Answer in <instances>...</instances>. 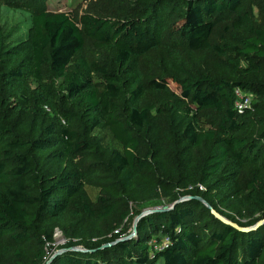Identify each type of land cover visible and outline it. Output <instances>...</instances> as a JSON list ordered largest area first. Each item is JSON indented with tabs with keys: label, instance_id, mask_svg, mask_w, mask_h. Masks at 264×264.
I'll use <instances>...</instances> for the list:
<instances>
[{
	"label": "trees",
	"instance_id": "obj_1",
	"mask_svg": "<svg viewBox=\"0 0 264 264\" xmlns=\"http://www.w3.org/2000/svg\"><path fill=\"white\" fill-rule=\"evenodd\" d=\"M142 3L129 19L33 15L26 57L39 84H21L28 101L13 111L0 100V264H44L57 229L67 241L50 264H264V0ZM217 16L229 24L214 39ZM88 44L110 47L112 61L76 68ZM160 50L159 77L127 75ZM22 55L3 65L2 85L24 77ZM237 89L251 106L238 109ZM162 91L181 103H146ZM204 111L212 128L194 119ZM103 124L121 150L94 134ZM162 198L174 206L130 231L141 206ZM164 235L169 244L151 252Z\"/></svg>",
	"mask_w": 264,
	"mask_h": 264
},
{
	"label": "rangeland",
	"instance_id": "obj_2",
	"mask_svg": "<svg viewBox=\"0 0 264 264\" xmlns=\"http://www.w3.org/2000/svg\"><path fill=\"white\" fill-rule=\"evenodd\" d=\"M143 7L142 0H0V72L3 71L2 67L4 64L12 61L16 52H21L23 54L20 68L26 72L21 80H13L11 86H4L0 81L1 102L4 105L6 104L11 108V111H13L18 108L19 105L26 104L28 101L25 97V93L21 89V84L26 83L30 85L32 89H35L39 84L31 72L29 60H27L26 57L27 46L33 26V15L35 13L44 10L48 12L66 11L75 16L88 12L113 19H129L138 16ZM215 22L217 25V31L214 35V39H217L223 32L224 27L229 24V19L225 16H217ZM166 44L176 47L179 46L177 42H175L174 36L167 37ZM163 54H165V52L160 50L152 52L151 55L145 59L141 57L134 59L131 61L127 75L131 77L133 71L140 69L148 74L154 75L155 77H159L163 72ZM82 58H100L102 62H111L113 58V50L110 47L97 49L93 47L92 44H88L80 57L76 59V65L74 64L76 68L78 67L77 63H81ZM209 59L212 58L210 57ZM209 67L210 65L208 64L204 65V68L206 69ZM44 75L45 78L43 79V82L52 84L58 90L62 89L61 84L64 82L62 78L53 77L47 69H44ZM253 100L254 95L251 97V105ZM146 103H152L156 107L170 109L173 106L180 104L181 101L173 94L162 91L157 94H151ZM156 107L153 110V113H156ZM44 110L50 114L52 113L50 106L45 105ZM212 118L213 114L211 112L204 111L198 113L194 119L199 127L209 129L213 127L211 122ZM94 134L97 135L104 144H108L112 148L120 150L123 148L121 143L113 136L109 127L105 124L95 128ZM98 190L99 189L96 186H87V191L91 198L96 197ZM172 203L173 202L168 199L162 198L157 202L141 206L142 212L157 206H171ZM133 225L134 221L130 231L133 228ZM66 241L67 237L65 234L60 229H57L55 233V242L49 248V251L53 254L56 250L61 248V245Z\"/></svg>",
	"mask_w": 264,
	"mask_h": 264
},
{
	"label": "built area",
	"instance_id": "obj_3",
	"mask_svg": "<svg viewBox=\"0 0 264 264\" xmlns=\"http://www.w3.org/2000/svg\"><path fill=\"white\" fill-rule=\"evenodd\" d=\"M236 93L239 97V100L237 102L238 109L241 110L245 106H251V97L253 94H251L249 92H243L240 89H237ZM170 241H171L170 235H164L160 239L157 237H153L149 241V246H150L151 252H155L157 250L164 248L165 246H167L169 244ZM51 255H52V253L50 251H48V256L46 257V259H48Z\"/></svg>",
	"mask_w": 264,
	"mask_h": 264
},
{
	"label": "water",
	"instance_id": "obj_4",
	"mask_svg": "<svg viewBox=\"0 0 264 264\" xmlns=\"http://www.w3.org/2000/svg\"><path fill=\"white\" fill-rule=\"evenodd\" d=\"M174 206V203H172V205L171 206H157V207H154V208H152V209H150V210H146V211H143V212H141L137 217H136V219H135V221H134V230H136V225H137V221H138V219L142 216V215H144V214H146V213H149V212H152V211H157V210H165V209H169V208H171V207H173ZM217 215H219L221 218H223L224 220H226V221H230L229 219H227L226 217H224V216H222L221 214H218L215 210H213ZM112 242H109V243H107V244H111ZM102 246H104V245H102ZM73 248H82V247H80V246H73ZM65 248H59L58 250H56L48 259H47V261L45 262V264H50L51 263V261L53 260V258H54V256L57 254V253H59V252H61V251H63Z\"/></svg>",
	"mask_w": 264,
	"mask_h": 264
}]
</instances>
